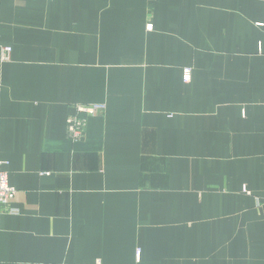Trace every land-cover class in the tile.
Segmentation results:
<instances>
[{
  "label": "crops",
  "instance_id": "crops-1",
  "mask_svg": "<svg viewBox=\"0 0 264 264\" xmlns=\"http://www.w3.org/2000/svg\"><path fill=\"white\" fill-rule=\"evenodd\" d=\"M0 161V264H264V0H0Z\"/></svg>",
  "mask_w": 264,
  "mask_h": 264
},
{
  "label": "built area",
  "instance_id": "built-area-1",
  "mask_svg": "<svg viewBox=\"0 0 264 264\" xmlns=\"http://www.w3.org/2000/svg\"><path fill=\"white\" fill-rule=\"evenodd\" d=\"M150 28V27H149ZM10 48L3 49L2 59L7 60L10 53ZM190 79L189 70H184L183 81L187 82ZM105 106L103 104H85L74 106V113L67 118L66 135L72 142L81 140L85 133L87 118L96 116L103 113ZM7 162L0 161V213L12 214L14 210L10 208L11 201L13 200L16 190L10 185L8 174L4 169ZM140 251L137 250V256Z\"/></svg>",
  "mask_w": 264,
  "mask_h": 264
}]
</instances>
